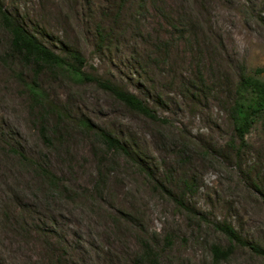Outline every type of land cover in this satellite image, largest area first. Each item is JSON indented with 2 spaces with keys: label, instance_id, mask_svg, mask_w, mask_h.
Returning a JSON list of instances; mask_svg holds the SVG:
<instances>
[{
  "label": "rangeland",
  "instance_id": "rangeland-1",
  "mask_svg": "<svg viewBox=\"0 0 264 264\" xmlns=\"http://www.w3.org/2000/svg\"><path fill=\"white\" fill-rule=\"evenodd\" d=\"M0 5L156 115L22 64L0 24V264H211L212 245L230 246L222 223L264 252V110L243 138L233 127L249 97L243 78L264 82V0ZM82 118L129 155L77 126ZM231 247L221 264H264L248 245Z\"/></svg>",
  "mask_w": 264,
  "mask_h": 264
},
{
  "label": "trees",
  "instance_id": "trees-1",
  "mask_svg": "<svg viewBox=\"0 0 264 264\" xmlns=\"http://www.w3.org/2000/svg\"><path fill=\"white\" fill-rule=\"evenodd\" d=\"M0 24L9 34V47L12 55L16 56L24 65L36 66L37 70L42 67L54 69L62 72L65 75H69L76 81H88L94 83L97 87L103 91L112 94L117 100L121 101L129 110L141 114L148 118H155V113L150 110L146 104L130 93L128 90L117 86L111 81L106 79H100L97 76L88 74L82 70L84 64V58L78 53H72L70 59L66 60L61 58L53 51L44 46L36 36L26 30L16 18L11 16L7 11L0 5ZM258 73L260 70L257 71ZM242 88L248 92L249 97L245 104H238L234 110L236 117L234 118L235 123L233 125L236 134L243 138L248 132L250 125L253 124L255 116L264 110V82L246 76L243 78L241 84ZM32 97L36 101L42 100L43 94L35 87L34 84L28 85ZM77 126L87 130L88 132H94L96 136L101 140L102 145L107 149H115L121 151L126 155H129L127 148L110 133H106L103 130H96L87 121L86 118H82L76 122ZM42 137L44 140L49 141L46 133L42 131ZM14 153L16 150L10 148ZM23 159L26 157L22 156ZM35 164V163H34ZM37 166V169L42 172L46 177L50 178L51 181H55V177L45 170L44 167ZM216 228L227 238L230 246L222 248L219 245H212L211 251V264H221L222 262L229 259L232 254L231 244L248 245L250 251L258 255L264 256V252L259 248L249 245L230 225L222 223L218 224Z\"/></svg>",
  "mask_w": 264,
  "mask_h": 264
}]
</instances>
